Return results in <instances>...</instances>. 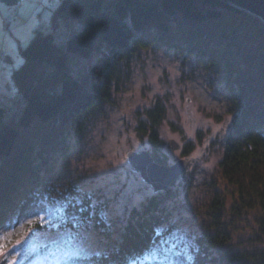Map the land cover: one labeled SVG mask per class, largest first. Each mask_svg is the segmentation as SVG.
<instances>
[{"label": "trees", "instance_id": "1", "mask_svg": "<svg viewBox=\"0 0 264 264\" xmlns=\"http://www.w3.org/2000/svg\"><path fill=\"white\" fill-rule=\"evenodd\" d=\"M148 46L214 68L229 89L234 118L206 218L194 242L183 238L158 215L169 193L160 192L113 229L102 201L74 184L64 224L96 220L108 240L93 251L62 248L47 264H264V242L251 250L232 242L249 213L264 237V19L230 0H60L20 49L23 61L11 73L16 96L0 99V228L21 223L47 192L56 162L111 101L122 62ZM164 115L156 102L140 121L155 147Z\"/></svg>", "mask_w": 264, "mask_h": 264}, {"label": "rangeland", "instance_id": "2", "mask_svg": "<svg viewBox=\"0 0 264 264\" xmlns=\"http://www.w3.org/2000/svg\"><path fill=\"white\" fill-rule=\"evenodd\" d=\"M59 1L22 0L8 6L0 0V51L7 54H0V99L16 96L11 73L23 61L20 49L35 28L48 25ZM11 7L18 12L7 22ZM118 80L104 111L90 118L84 132L74 139L71 152L56 162L47 192L22 216L21 223L9 221L0 228V264H47L51 254L62 248L93 251L108 240L96 220L72 228L64 224L63 214H49L63 209L74 184L102 201L113 229L138 218L157 193L169 192L158 215L170 219L167 222L175 226L176 234L195 240L194 232L207 215L213 180L220 177L219 163L234 118L227 84L214 68L155 46L142 47L122 62ZM156 102L165 108L158 147L139 128L146 110ZM130 150H148L165 164L187 159L188 165L168 188L156 189L132 165ZM37 213L47 226L27 223L39 219ZM245 217L237 220L232 242L237 249L251 250L262 245L259 241L264 242V237L253 214ZM77 232L82 235L73 239Z\"/></svg>", "mask_w": 264, "mask_h": 264}, {"label": "water", "instance_id": "3", "mask_svg": "<svg viewBox=\"0 0 264 264\" xmlns=\"http://www.w3.org/2000/svg\"><path fill=\"white\" fill-rule=\"evenodd\" d=\"M8 6L17 5L22 0H2ZM236 5L251 11L252 13L264 19V0H230ZM173 145L179 146L178 143L172 141ZM129 159L141 175L156 189L167 188L172 182L187 168V159H180L173 164H165L157 162L148 150L135 151L130 150Z\"/></svg>", "mask_w": 264, "mask_h": 264}, {"label": "snow or ice", "instance_id": "4", "mask_svg": "<svg viewBox=\"0 0 264 264\" xmlns=\"http://www.w3.org/2000/svg\"><path fill=\"white\" fill-rule=\"evenodd\" d=\"M61 211H62V208H55L54 211L50 212L49 214H50V215H55V214L60 213ZM36 215L39 217V219H40L41 221L44 220V217H43V216H39L38 213H37ZM73 221L76 222L78 225H79V223H80L75 217H73ZM27 223H28V224H34L35 221H34V220H28ZM81 235H82L81 233L77 232V233L73 236V239H75L76 236H81ZM18 243H19V241H18ZM85 258H89V257L85 256Z\"/></svg>", "mask_w": 264, "mask_h": 264}, {"label": "built area", "instance_id": "5", "mask_svg": "<svg viewBox=\"0 0 264 264\" xmlns=\"http://www.w3.org/2000/svg\"><path fill=\"white\" fill-rule=\"evenodd\" d=\"M10 9H11V10H10V11H11V14L7 17L8 20H11L12 17H14V16L16 15V12H17V11L14 10L12 7H11ZM0 52H1L0 54L2 55V54H3V50H1Z\"/></svg>", "mask_w": 264, "mask_h": 264}, {"label": "bare ground", "instance_id": "6", "mask_svg": "<svg viewBox=\"0 0 264 264\" xmlns=\"http://www.w3.org/2000/svg\"><path fill=\"white\" fill-rule=\"evenodd\" d=\"M11 9L9 8V11H10ZM17 12H18V10H17ZM10 14H11V11H10ZM6 20H7V22H9L10 20H8V18H6ZM5 55H6V53L5 52H3V54H2V57H5ZM7 56V55H6ZM168 188V187H167Z\"/></svg>", "mask_w": 264, "mask_h": 264}]
</instances>
